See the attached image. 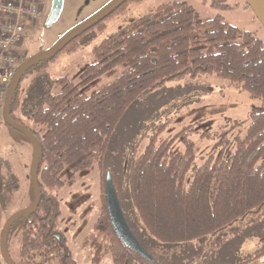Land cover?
I'll use <instances>...</instances> for the list:
<instances>
[{
	"label": "trees",
	"instance_id": "obj_1",
	"mask_svg": "<svg viewBox=\"0 0 264 264\" xmlns=\"http://www.w3.org/2000/svg\"><path fill=\"white\" fill-rule=\"evenodd\" d=\"M144 1H128L62 53L79 51L88 45L89 32L105 31L110 19L125 14L129 5ZM226 3L213 0L212 6L230 9ZM246 8L250 9L247 4ZM60 54L36 64L25 75L12 101L11 114L17 123L28 128L25 122L31 121L46 129L40 134L28 128L40 143L38 181L43 198L36 211L17 221L22 223V232L19 261L15 264H79L66 248L65 239L53 237L59 234L62 211L52 193L65 186L61 176L67 169L78 174L98 165L102 171V211L95 228L106 236L114 264H161L163 248L205 242L238 221L263 213L264 112L252 115L246 135L237 141L232 154L211 155L193 171L197 153L193 146L185 152H171L175 139L183 132L157 145L163 125L146 152L128 161L123 175L126 189L123 183L116 184L114 172L105 173L110 146L125 116L167 83L211 76L264 102L263 40L228 24L220 15L203 22L187 4H165L156 14L139 18L93 49L95 62L83 71L81 87L119 66L127 69L91 97L82 94L67 77L54 83L60 92H53L48 72ZM29 76L33 80L23 93L22 84ZM8 89L0 103V130L8 127L4 114ZM3 166L0 157V224L5 209L2 193L9 184L1 176ZM108 174L128 226L154 263L118 237L107 206ZM33 194L35 199L34 190ZM2 231L0 264H6L1 252ZM11 233L12 228L8 243ZM37 258L43 261L39 263ZM262 258L264 253L241 264H264Z\"/></svg>",
	"mask_w": 264,
	"mask_h": 264
},
{
	"label": "rangeland",
	"instance_id": "obj_2",
	"mask_svg": "<svg viewBox=\"0 0 264 264\" xmlns=\"http://www.w3.org/2000/svg\"><path fill=\"white\" fill-rule=\"evenodd\" d=\"M113 0H65L62 15L57 23L46 27L51 11L36 25H28L23 31L21 57H31L51 49L67 33L81 22L91 18ZM180 2L195 9L203 22L217 15L225 22L243 31L254 33L264 41V26L245 0H227L230 9H216L213 0H146L129 5L125 14L110 19L103 32H89L88 45L74 53L63 52L56 62L51 63L48 81L54 93L60 87L54 83L69 78L80 92L91 97L102 88L119 78L127 69L119 66L91 84L81 87V76L85 68L95 62L92 51L114 33L146 15L156 14L165 4ZM50 10V11H49ZM33 80L29 76L22 84L23 93ZM264 112V102L252 99L247 93L216 77L201 76L167 83L148 100L132 107L116 132L107 155V172L116 174V184H124L123 177L128 161L138 159L146 152L152 137L166 125L157 145L170 138L175 139L171 152H185L193 146L196 160L192 171L200 167L211 155L235 151L236 143L243 138L252 123V115ZM26 126L40 134L46 129L31 121ZM191 127V128H190ZM185 131V132H184ZM34 149L32 142L23 134L4 126L0 130V157L4 160L1 176L9 182L2 198L5 209L0 232L13 215L30 207L34 201L31 170ZM191 171V172H192ZM189 177L191 176V173ZM65 186L52 195L61 205L62 216L58 222L59 235L65 239L66 248L79 264H114L105 235L95 228L102 211L103 184L105 179L98 165L75 174L69 169L61 176ZM72 179H75L72 182ZM140 231V229H139ZM22 223L12 227L8 251L13 261H19ZM142 235V234H141ZM161 264H241L264 253V211L259 216L240 220L205 242H194L179 247L163 248ZM40 263L43 260L37 258ZM264 262V258L260 260ZM51 264H60L55 261Z\"/></svg>",
	"mask_w": 264,
	"mask_h": 264
},
{
	"label": "water",
	"instance_id": "obj_3",
	"mask_svg": "<svg viewBox=\"0 0 264 264\" xmlns=\"http://www.w3.org/2000/svg\"><path fill=\"white\" fill-rule=\"evenodd\" d=\"M128 1L130 0H113L100 12H98L91 18L77 25L51 49L43 51L28 59L18 69L12 83L9 86L8 93L6 96L5 107H4L5 121L9 128L23 134L32 142L34 154H33V163L31 170V180H32L33 190L35 193V199L30 207L10 217L3 228L2 238H1V252L6 264H15L8 251V235L12 226L21 218L36 211L40 207L43 198L38 181V166L41 157L40 143L37 137L28 128L17 123L12 118L11 106L14 95L18 87L21 85L25 75L32 68H34L36 64L57 57L75 39L80 37L82 34H84L86 31L94 27L96 24L100 23L101 21L109 17L111 14H113L117 9H119L122 5H124ZM245 1L246 4L249 6V8L255 13L257 19L264 26V0H245ZM64 2L65 0H53L51 11L49 13L46 22V27H51L52 25H54L59 21L64 9ZM106 183H107L106 195H107L108 212L111 218L112 225L114 226L118 237L121 239V241L124 244H126L128 247L136 251L139 255L143 256L148 261L154 263V259L139 244V242L135 237V234L133 233V231L128 226L125 220L124 213L121 209V205L118 201L116 192L113 187L111 174L107 175ZM55 237L59 240L61 236L55 235Z\"/></svg>",
	"mask_w": 264,
	"mask_h": 264
},
{
	"label": "built area",
	"instance_id": "obj_4",
	"mask_svg": "<svg viewBox=\"0 0 264 264\" xmlns=\"http://www.w3.org/2000/svg\"><path fill=\"white\" fill-rule=\"evenodd\" d=\"M48 7V0H0V103L27 60L20 54L22 31L40 22Z\"/></svg>",
	"mask_w": 264,
	"mask_h": 264
},
{
	"label": "flooded vegetation",
	"instance_id": "obj_5",
	"mask_svg": "<svg viewBox=\"0 0 264 264\" xmlns=\"http://www.w3.org/2000/svg\"><path fill=\"white\" fill-rule=\"evenodd\" d=\"M55 235H59V234H54V235H53V237H54L56 240H58V239L55 237ZM58 241H61V237H60V239H59Z\"/></svg>",
	"mask_w": 264,
	"mask_h": 264
},
{
	"label": "crops",
	"instance_id": "obj_6",
	"mask_svg": "<svg viewBox=\"0 0 264 264\" xmlns=\"http://www.w3.org/2000/svg\"><path fill=\"white\" fill-rule=\"evenodd\" d=\"M48 5H51V0H48ZM4 128V127H3Z\"/></svg>",
	"mask_w": 264,
	"mask_h": 264
}]
</instances>
